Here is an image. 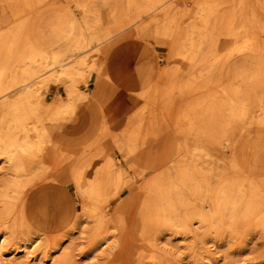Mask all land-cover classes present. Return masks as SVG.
Wrapping results in <instances>:
<instances>
[{"label":"bare ground","instance_id":"obj_1","mask_svg":"<svg viewBox=\"0 0 264 264\" xmlns=\"http://www.w3.org/2000/svg\"><path fill=\"white\" fill-rule=\"evenodd\" d=\"M146 1L142 6L139 0H129L127 13L135 9L136 19L148 16L154 25L161 23L170 28L173 52L188 59L192 67L207 65L203 75L208 78L206 88L211 92L176 122L175 135L186 146L178 144L170 166L146 184L142 227L146 235L170 231L190 239V253L200 261L208 255L210 243L241 245L251 234L264 235V19L257 13V6L264 11V0H256L251 6L247 0ZM15 2L21 3L15 10L20 15L30 8L32 0ZM193 5L196 12L190 13ZM63 14L72 30L84 29L85 18H77L69 9ZM126 25L119 27L124 29ZM111 29L100 36V45ZM24 30L25 23L21 22L7 34L0 33V159L6 164L0 181V264L43 259V255L36 254L37 240L32 235L42 226L37 206L48 194V185L40 188V197L35 193L29 200L22 199L19 209L17 206L23 180L34 181L45 172L46 148L39 140L50 115L42 111L41 97L51 78L59 85L66 77L62 82L66 92L48 110L53 112L51 119L73 113L75 104L66 98L85 99L91 95L78 88L85 60L77 58L98 40L95 33L82 31L70 46L63 48L59 40L48 43L47 51L40 47L42 42L32 41ZM47 73L55 74L44 79ZM164 76L170 77L171 73ZM100 80L98 76L94 79L98 89L95 96L100 95ZM151 95L165 99L158 86ZM163 104L161 101L156 107ZM143 114L134 113L137 125L126 128L118 137L133 157L140 176L150 168L158 170L161 164L145 162L141 153L145 150L152 154L147 151V143L153 136L162 140V134L153 129L155 122L149 120L148 127L141 128ZM254 127L260 132L262 148L249 137ZM93 159H77L70 168L77 196L97 224L95 235L99 236L109 216L104 204L121 191L126 177L110 160L88 184H83L84 170ZM50 188L56 189L60 201L64 195L61 187ZM64 200L62 206L68 218L77 217L74 203L65 195ZM12 236L22 241L23 256L3 253ZM152 240L150 245L156 247ZM103 245L105 242L100 247Z\"/></svg>","mask_w":264,"mask_h":264},{"label":"rangeland","instance_id":"obj_2","mask_svg":"<svg viewBox=\"0 0 264 264\" xmlns=\"http://www.w3.org/2000/svg\"><path fill=\"white\" fill-rule=\"evenodd\" d=\"M15 1L0 0V33L7 34L24 22L26 35L34 42H42L40 47L47 51L48 43L59 40L63 48L70 46L82 31L95 33L98 38L90 44L87 53L77 58L85 60L83 79L78 88L91 95L85 99L66 98L68 103L75 104L73 113L51 119L54 118L53 112L48 108L66 92L62 83L66 77L59 85L51 78L55 73L43 77L51 78L49 88L41 97L42 111L50 115V119L44 121L45 129L39 140L46 148L45 172L34 181L23 180L17 203L19 209L22 199L29 200L35 193L40 197V188L48 185V194L41 196L43 199L37 206V211L42 213V226L37 230L39 233L35 231L37 234L32 235V239L37 240L36 254L43 255V259L30 258L23 264H200L201 261L204 264H264V235L259 233L251 234L241 245L227 241L216 245L210 243L208 255L198 261L190 253V239L170 231H155L152 235L143 231L141 208L147 196L145 186L170 166L171 154L178 144L183 148L186 146L182 138L176 137L175 124L191 105L201 102L211 92L206 88L208 78L203 75L207 65L198 63L192 67L188 59L174 53L169 39L172 30L161 23L154 25L148 16L136 19L135 9L128 14L129 0H32L30 8L20 15H16L15 10L21 3ZM247 2L251 6L256 0ZM146 3V0H139L142 6ZM195 6L190 8V13L196 12ZM257 8L259 17L264 19V11L259 6ZM67 9L77 18H85L84 29L70 28L63 14ZM122 24H127L124 29L119 27ZM109 29L112 30L110 35L100 45V36ZM125 73L127 77L122 80ZM164 73H171V76L165 77ZM173 73H176L175 77ZM96 76L101 78L99 93L103 99L100 100L93 95L98 92L94 81ZM156 86L163 89L165 99L151 98ZM121 92H127L131 97L126 101L124 112L116 118L121 119L113 123L115 119L107 116L106 106L114 103L113 99ZM161 101L164 104L158 107L165 113L162 116L156 107ZM87 104H93L95 110L90 116L92 123L88 125L83 118ZM142 112L141 128L148 127L149 120L155 122L153 129L162 134V140L153 136L147 143V151L152 154L145 150L141 152L145 162H160L159 169L150 168L140 176L133 157L129 156L126 147L121 146L118 137L126 128L137 125V119L132 115ZM249 137L257 146L263 147L260 132L255 127ZM89 157L94 159L84 170L83 184H88L110 160L121 167L126 177L121 191L112 195L107 205L104 204L109 216L99 229V236L95 235L97 224L85 212L83 202L77 196L70 168L77 159ZM4 167L6 164L0 159V181ZM52 185L60 186L61 193L74 203L77 217L68 218L62 206L64 195L59 201L56 189L50 188ZM151 240L156 247L150 245ZM103 242L106 247H100ZM2 251L6 256L12 253L23 256L22 241L17 236L9 237Z\"/></svg>","mask_w":264,"mask_h":264},{"label":"crops","instance_id":"obj_3","mask_svg":"<svg viewBox=\"0 0 264 264\" xmlns=\"http://www.w3.org/2000/svg\"><path fill=\"white\" fill-rule=\"evenodd\" d=\"M127 73H125V75H123L124 77L122 78V80H125L127 75ZM118 76V75H117ZM117 79H119V77H116ZM125 87V85H123ZM94 95V94H93ZM97 99L96 100H100V99H103L100 95L99 96H95ZM130 94L127 93V92H121L117 95V97H115V99H113L114 103H110L108 104V106H106L107 110L109 111V114H110V118H112L114 120L113 123L119 121L120 119H116L118 118L119 116H121V114L124 112V109L126 108L127 106V103L126 101L130 99ZM93 112H95L94 110V106L93 104H87L86 105V109L84 111V116L83 118L85 117V121L82 119V121H84V123H87L88 124H91L92 122L90 121V116H91V113L93 114ZM90 115H87L89 114Z\"/></svg>","mask_w":264,"mask_h":264}]
</instances>
